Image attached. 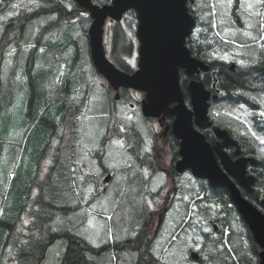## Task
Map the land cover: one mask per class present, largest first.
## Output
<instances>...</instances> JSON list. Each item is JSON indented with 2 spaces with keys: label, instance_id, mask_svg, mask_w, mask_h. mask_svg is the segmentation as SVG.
<instances>
[{
  "label": "rangeland",
  "instance_id": "374dc122",
  "mask_svg": "<svg viewBox=\"0 0 264 264\" xmlns=\"http://www.w3.org/2000/svg\"><path fill=\"white\" fill-rule=\"evenodd\" d=\"M30 1L38 2V5L29 6L27 2ZM62 1L66 2L65 10L72 12V19L64 20L59 13L43 14L32 19L20 52L17 51L16 38L9 43L4 60L0 62V137L12 134L17 143L23 140V134H33L41 118L53 121L55 105L67 104L66 100L56 98L67 93L75 84L74 74L78 75L73 100L79 105L74 104L77 114L72 115L78 121V139L74 140L70 133H65V124L62 130H65L68 147L75 145L78 150L77 159L71 163V176H75L73 185L77 191L73 203H81L82 207L70 214H59L54 222L55 229L70 230L95 247L108 246L100 254H90L95 264H142L139 263V250L115 244L120 241L129 243L128 240L145 227L146 220L150 221L146 225L152 240L153 260L149 261L150 264H197L190 256L194 250L200 253L205 264H259L261 248L254 242L246 223L229 199L218 196L205 182L188 175L180 176L174 184L168 176L164 180L160 172L152 174V170L141 169L137 161L139 167L132 164L131 152L121 143L126 144L121 132L145 130L146 118L141 109L145 92L128 91V100L118 102L114 107V93L110 89V97L106 95L108 82L98 73L90 58L85 35L91 22L89 14L75 10L70 0ZM236 2L196 0L191 8L197 16L196 38L203 40L204 44H212L206 58L210 61L225 60L243 67L255 64L260 56L264 0H239L234 13ZM5 3L10 5L11 10L7 14L0 12V21L4 23L22 10L28 12L36 9L35 6L38 9L54 4L50 0H12L11 3L10 0H0V7L3 8ZM207 22L214 27L209 35ZM117 23L123 28V37L133 41L132 54L122 57L137 69L139 44L136 15L127 13L121 21L107 20L104 30L107 55L115 63L111 58V48L113 29L119 28ZM249 97L258 99L255 102L259 106L256 103L247 106L222 101L213 106L215 111L212 115H215L213 118L218 125L228 127L235 134L248 135L261 146L264 158V92L252 93ZM151 126L155 129V125ZM60 139L62 137H58ZM32 141L33 147L30 149L29 146L30 150L23 160L26 169L35 167L32 158L37 153L34 150L37 148V137L34 136ZM5 154L0 156V189L12 168V155ZM21 161L20 155L17 169ZM51 163L49 156L43 169ZM165 165L168 166L167 161ZM103 171L113 175L107 183H104ZM164 182L165 191L160 197L161 194L158 196L157 193ZM20 187L21 180H17V196ZM167 201L173 204L159 225V215ZM20 204L17 199V207ZM149 205L151 214L147 219ZM66 247V238L57 240L48 249L42 264H62Z\"/></svg>",
  "mask_w": 264,
  "mask_h": 264
},
{
  "label": "trees",
  "instance_id": "16d2710c",
  "mask_svg": "<svg viewBox=\"0 0 264 264\" xmlns=\"http://www.w3.org/2000/svg\"><path fill=\"white\" fill-rule=\"evenodd\" d=\"M50 1L54 3L50 7L42 6L37 9V6H35L36 9L33 11L23 12L22 10L17 16L6 19L5 23L4 21H0V62L4 60V52L12 40L17 38V51L21 50L20 48L24 40L25 32L32 19L43 14L52 13H59L60 17L64 20L72 19V12H66L64 8L66 2L64 3L62 0ZM70 1L74 4L75 10H82V7L77 5L74 0ZM93 1L99 4L111 2V0ZM236 1L234 13H236V8L239 3V0ZM27 4L33 6L35 4L38 5V2L34 3L30 1L27 2ZM9 7L10 5L3 7L0 9V12L7 14L8 10H11ZM128 14L132 16L135 15V12L132 10L128 12ZM262 14L264 13H261V15ZM261 21L263 26L260 56L255 64H251L247 67L248 73H250L248 75H244V72L239 69L235 72L231 71L225 60H208L206 58V52L212 47V44L209 42L204 44V41L198 40L195 35L190 37L187 41L192 55L208 62L210 64V70H217L216 76L219 86L227 93H234L235 91L240 92L244 88L252 89L257 83H261L264 89V15ZM52 23L54 22H51V24ZM206 24H208L207 35H209V33L214 30V27L211 26V23L207 22ZM117 25L119 28L113 29L112 32L111 58L113 57L112 59H114L116 65L121 69L132 72L134 68L131 67L122 56L132 54L133 41L126 40V38L123 37L122 26L120 27L119 23H117ZM68 29L71 30L72 28ZM86 32L87 30L85 31L87 38ZM20 40H22L21 43ZM206 41H210V39L206 38ZM76 64H78V61ZM29 65L31 67V62ZM28 69L30 68L28 67ZM76 76L78 75L74 74L73 83L75 84L78 81ZM189 78L190 77L181 71L180 80L184 92H187ZM203 80L207 86V76H205ZM48 84L50 85L51 83L49 82ZM73 85L74 84L71 85V88ZM1 86L2 83L0 78V87ZM5 87L9 88L7 86ZM71 88L67 93H63L56 98L59 101L66 100L67 104L55 105L54 110L56 113L54 116L55 118L53 117V121H50V118H41L37 121V127L33 129V134H31V132L30 134H23V140L18 143L17 138H13L12 134H5L4 138L0 137V156H4L5 153V156H10L9 154L12 155V158H10L12 168L9 169L8 177L5 179L3 187L0 189V264H42L48 249L61 238L67 239V247L62 259V264H91L93 262L90 256L91 253L100 254L108 249V246L104 245L99 247L92 246L74 232L67 229L57 230L54 227V222L59 214H70L82 207L81 203H73L77 191L73 185L75 176H71V174L73 175V165L71 163L75 162L73 159H77L78 150L75 145H72L71 148L68 147L66 142L67 137H65L64 134L65 130H62L65 124L67 126L65 133H70V136L72 135L74 140L78 139V121H76L75 117L72 118L77 114V110H75L76 107L72 104L68 95ZM257 90L261 89H256L254 91ZM243 99V96L238 93L237 96H232V98L228 100H230V102L240 103ZM47 109H49V107H47ZM56 117H58V119ZM55 119H57V121H55ZM221 120H223V118H221ZM68 129H70V131ZM34 136L37 137V148H34L37 153L36 156L32 158L35 167L26 169L23 160L25 154L33 147L32 139ZM58 137H62V140L60 139L59 141ZM207 137L209 141L213 142V137ZM57 143L59 144L57 145ZM29 146L30 149H28ZM38 147L42 150L38 149ZM17 148L19 149L18 151ZM20 155L22 161L17 169V160ZM49 156L52 158V163L44 170L45 160ZM5 160L4 158L3 161ZM17 180H21L18 196ZM199 181L205 182L204 180ZM17 199L21 202L18 207ZM8 212H10V215H8ZM151 242L152 240L147 239H145L144 245L141 244L142 240L136 242L138 244L136 249L141 252L139 263L143 262L142 264H150L149 261L153 260L150 248Z\"/></svg>",
  "mask_w": 264,
  "mask_h": 264
},
{
  "label": "water",
  "instance_id": "95a60500",
  "mask_svg": "<svg viewBox=\"0 0 264 264\" xmlns=\"http://www.w3.org/2000/svg\"><path fill=\"white\" fill-rule=\"evenodd\" d=\"M74 1L92 18L88 35L90 55L96 69L115 90L126 87L145 92L142 111L146 116L159 117L166 112L175 114L172 129L181 140L182 156L177 170L191 169L194 176L208 179L213 188L229 189L232 202L248 223L255 242L262 248L260 264H264V213L242 195L228 175L235 176L251 191L254 176H246L250 158L231 160L225 147L237 145V152L240 147L227 129L214 127L218 138L215 145L208 141L204 132L214 124L209 116V101L219 95L212 96L204 81L195 77L202 71H208L210 66L192 55L186 44L196 26V19L189 11V0H111L102 5L93 0ZM194 1L190 0L191 3ZM131 9L136 11L138 18L136 34L139 43L138 67L132 73L115 65L108 58L104 45L107 20L120 21ZM230 67L234 69L236 64L232 63ZM181 71L193 77L187 86L190 107L180 82ZM173 103L176 104L171 107ZM110 177L108 175L104 182L107 183ZM193 257L198 258V255L193 253Z\"/></svg>",
  "mask_w": 264,
  "mask_h": 264
},
{
  "label": "flooded vegetation",
  "instance_id": "af4514ba",
  "mask_svg": "<svg viewBox=\"0 0 264 264\" xmlns=\"http://www.w3.org/2000/svg\"><path fill=\"white\" fill-rule=\"evenodd\" d=\"M66 12H69V11H66ZM247 67H249V66L247 65V66L240 67L237 65L236 68L233 69L228 65V68L231 71L235 72L239 69L242 72H244V75L250 74V73H248L249 71L247 70ZM214 71L215 70L209 69V71L202 73V78L207 76L208 85L206 87H208V89L212 90V96L217 92L216 90H220L218 99H213V98L210 99V109H211L210 111L211 112L215 111L213 109L214 108L213 106H215L217 103L222 102V101L229 102L230 100H228V99L232 98V96L238 95V93H240L241 96H243V98H244L241 103L249 106V105H252L253 103L255 104L256 103L255 101L258 100L256 98L254 100H252L249 97V95H251L252 93L253 94L260 93L261 94L262 92H264V89H263V86L261 85V83L260 84L257 83L256 85H254V87H252V89H245L244 88L240 92L235 91L234 93L233 92L227 93L225 90H223L219 86V83L217 80L216 88H212V86H213L212 84H213L214 79H215V76L213 73ZM98 73L100 75H102L99 71H98ZM110 89L114 93V98H115V106L114 107L117 106L118 102L124 103L128 100L127 99L128 91L138 93L136 90H133L131 88H126V87H120L118 90H115L111 86V84L108 83V87H107V91H106V95L108 97H110V95H109ZM256 89H261V90L254 91ZM75 91H76V88H75V84H74L72 86L71 90L68 92V95L72 101V104H75V106H78L79 102L73 100L76 97ZM184 93H185L186 103L190 107V96H189L188 92H184ZM175 104L176 103L171 104V107H174ZM131 106L133 107V104H131ZM256 106H259V104L256 103ZM141 109H142V105H141ZM145 118H146L145 130H143L141 132H139V131H134V132L122 131L121 132V134H123L122 136H124L125 143L128 145L124 144L123 142H121V143L124 145V148H126L129 152L132 153V154L130 153L131 158H133L132 164L138 166V164H137V162H138L141 169L152 170L151 171L152 174L155 171L160 172L163 175L164 180H166L167 176H168L172 180V182H174V184L177 183L178 178H180V176H182V175H188L189 178H192V179L198 181V178L192 174L191 169H185L183 172H179L177 170V163L182 158V156L180 154L181 140L175 135V133L172 129V125H173V122L175 119V114H173L171 112H166V113H162V115L159 117L145 116ZM151 125H155V129H154V126L152 127ZM114 127H115V125H114ZM157 127L159 128V130H157ZM214 127H215V125L205 129V131L207 132L206 135L213 137V142H211L213 145H215L218 141V138L215 135ZM229 131H230L232 137L237 140L238 145L240 146L241 149L239 152H237V148H238L237 145H228L225 147V151L229 154L231 160H233V161H235L239 158H242V157L250 158L247 161L246 176H254V183L252 184V190L249 191L245 186H243L238 181V179L235 176H233L231 174H228V175L236 183V185L239 188V190L241 191L242 195L246 199L251 201L254 205L259 207L264 212V158H262V156H261V146L256 144L248 135L235 134L231 129H229ZM164 158L167 161L168 166L165 165L166 161L163 162ZM252 160H255V162L253 163ZM110 173L111 172L104 174V171H103V179H105V177L107 175H109ZM204 181L206 184H208L211 191L216 193L218 196L223 197L224 199L230 200V191L228 188H226V187L213 188L207 179H204ZM162 182H163V178H162ZM161 185H160L159 191L157 193L158 196H159V194H161L160 197L163 196V191H165L164 185H166V184L164 182V184L162 186ZM154 192L155 191H152L151 193H154ZM175 197H177V196H175ZM195 199H197V198L195 197ZM172 204L173 203H171V201H167L165 206L161 209L162 214L160 213V215H159V223H158L159 225H161V222H163L164 216L168 214V210L171 209ZM234 207H235V205H234ZM235 209H236V207H235ZM236 211H237V209H236ZM150 214H151V211H150V205H149L148 215H147L148 218L147 219H150ZM240 218H241V216H240ZM226 220L228 221V218H226ZM148 223H150V221L146 220L144 223L145 227H143L140 230V232L137 233V235L135 237H132L129 240L127 239L129 241V245L138 246V244L136 243L137 241L142 240V242L144 243L146 237L149 238L148 235L150 234V232H148V228L146 225ZM245 225L248 228V225L247 224H245ZM149 240H151V239H149ZM196 263L197 264H199V263L205 264L201 258V255L198 258V260L196 261Z\"/></svg>",
  "mask_w": 264,
  "mask_h": 264
},
{
  "label": "crops",
  "instance_id": "0c3cea01",
  "mask_svg": "<svg viewBox=\"0 0 264 264\" xmlns=\"http://www.w3.org/2000/svg\"><path fill=\"white\" fill-rule=\"evenodd\" d=\"M92 259H93V258H92ZM93 263L95 264V260H94V259H93V262H92L91 264H93Z\"/></svg>",
  "mask_w": 264,
  "mask_h": 264
},
{
  "label": "snow or ice",
  "instance_id": "6c2138e0",
  "mask_svg": "<svg viewBox=\"0 0 264 264\" xmlns=\"http://www.w3.org/2000/svg\"><path fill=\"white\" fill-rule=\"evenodd\" d=\"M241 63H243V62H241Z\"/></svg>",
  "mask_w": 264,
  "mask_h": 264
}]
</instances>
